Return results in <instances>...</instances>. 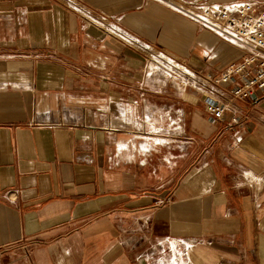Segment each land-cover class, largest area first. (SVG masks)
Wrapping results in <instances>:
<instances>
[{"label":"crops","instance_id":"1","mask_svg":"<svg viewBox=\"0 0 264 264\" xmlns=\"http://www.w3.org/2000/svg\"><path fill=\"white\" fill-rule=\"evenodd\" d=\"M73 1L196 72L240 56L158 0ZM146 56L58 0H0V264H153L165 238L190 264H264V98L211 124Z\"/></svg>","mask_w":264,"mask_h":264},{"label":"built area","instance_id":"2","mask_svg":"<svg viewBox=\"0 0 264 264\" xmlns=\"http://www.w3.org/2000/svg\"><path fill=\"white\" fill-rule=\"evenodd\" d=\"M124 44L147 50L146 67L166 73L184 82L201 98L207 120L211 124L226 122L228 127L243 126L264 98V2L254 0H158L170 8L196 20L236 45L238 59L227 64L218 74L196 72L186 67L173 55L148 49L120 26L100 12L85 10L73 0H58ZM181 238H165L157 254L146 255L155 264H177L184 259L191 244ZM184 250V253L181 252ZM154 255H156L154 257ZM187 263L190 264L187 258Z\"/></svg>","mask_w":264,"mask_h":264},{"label":"rangeland","instance_id":"3","mask_svg":"<svg viewBox=\"0 0 264 264\" xmlns=\"http://www.w3.org/2000/svg\"><path fill=\"white\" fill-rule=\"evenodd\" d=\"M151 68V67H150ZM149 68V66L148 67H146V71H147V74L148 75H152V76H159V77H161V78H163V79H165V80H167V79H169V80H171V81H173L176 85H177V87H183V88H185L183 85H184V83H185V81L184 82H182V81H180L179 79H177V78H174V77H169L166 73H164V72H161V71H159L158 73H156V72H154V70L153 69H150ZM188 89H189V87H187ZM192 93H193V91L191 90V89H189ZM194 94V93H193ZM195 95V94H194ZM197 96V95H196ZM133 119V118H132ZM149 122L150 123H152L153 122V120L152 119H149ZM151 126H152V124H150ZM152 128V127H151ZM151 128L149 129V128H147V130H151ZM162 131H160L161 133L160 134H158V135H156V136H158V138L159 137H161V138H159V139H161V140H165V138L166 137H169V130L167 129V128H162L161 129ZM161 135V136H160ZM181 239H184V238H181ZM185 241V240H184ZM159 245L157 246V248H156V250H151V251H148L145 255H149V254H152V253H154V254H157V252L159 251ZM156 255H154V257H155ZM148 258V257H147ZM151 261H152V263L153 264H155V262H154V260L152 259V258H149Z\"/></svg>","mask_w":264,"mask_h":264},{"label":"bare ground","instance_id":"4","mask_svg":"<svg viewBox=\"0 0 264 264\" xmlns=\"http://www.w3.org/2000/svg\"><path fill=\"white\" fill-rule=\"evenodd\" d=\"M185 244H186V246L187 245H190V243H187V241L185 242ZM188 251H187V253L184 255V259H182L181 261H180V263H177V264H186L187 263V258L189 259V261H190V249H187ZM182 253H184V250L181 252V254Z\"/></svg>","mask_w":264,"mask_h":264}]
</instances>
